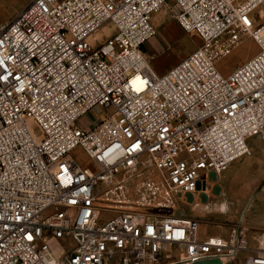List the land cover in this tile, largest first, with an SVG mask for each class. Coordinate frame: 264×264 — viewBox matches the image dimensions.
I'll return each instance as SVG.
<instances>
[{
    "label": "built area",
    "instance_id": "1",
    "mask_svg": "<svg viewBox=\"0 0 264 264\" xmlns=\"http://www.w3.org/2000/svg\"><path fill=\"white\" fill-rule=\"evenodd\" d=\"M162 9L201 45L157 75ZM263 133L264 0H26L0 22V264H264L240 224L201 239L177 213Z\"/></svg>",
    "mask_w": 264,
    "mask_h": 264
},
{
    "label": "rangeland",
    "instance_id": "2",
    "mask_svg": "<svg viewBox=\"0 0 264 264\" xmlns=\"http://www.w3.org/2000/svg\"><path fill=\"white\" fill-rule=\"evenodd\" d=\"M25 0H0V22H9L15 14L25 5ZM156 34L148 42V57H151L150 65L157 75H161L171 67L183 60L192 51L201 45L199 37L195 34H186L171 18V13L162 9L157 13L156 20H152ZM100 37L106 35V30L98 31ZM258 52L257 45L251 39H245L243 44L230 56L220 60L216 67L223 75L230 73ZM100 108L89 111L82 119L81 125L86 126L103 117ZM253 158L247 168L236 171L234 165L218 175L209 177L205 191L194 196H189L184 205L178 204L179 217H197L203 224L206 212L215 203L223 205L219 211L223 212V218L211 221L220 227H235L241 225L249 230L248 216L256 208L258 197L264 193V133L259 137L247 140ZM72 158L82 166L87 165V160L79 148L72 152ZM244 160L236 163L240 164ZM238 166V165H237ZM226 194L221 198V193ZM225 208V209H224Z\"/></svg>",
    "mask_w": 264,
    "mask_h": 264
},
{
    "label": "crops",
    "instance_id": "3",
    "mask_svg": "<svg viewBox=\"0 0 264 264\" xmlns=\"http://www.w3.org/2000/svg\"><path fill=\"white\" fill-rule=\"evenodd\" d=\"M26 1V0H25ZM157 13L152 16V20H156ZM102 29L106 30V35L102 38L100 35H97L101 39H106L111 33L113 28L110 25H105ZM148 43L144 46V53L148 57V49H147ZM251 155V154H250ZM244 160V162L237 164L238 162ZM253 158L245 157L239 161H236L232 163L227 170H229L232 165L235 164L234 169L236 171L243 170L244 168H247L249 166V163H251ZM226 170V171H227ZM213 175V173H208L204 178H203V183L205 189H207L208 186V179L209 177ZM205 191V190H204ZM226 194L224 192L221 193V198L225 197ZM189 196L186 197V200ZM182 205L185 204V202H180ZM223 205H220L219 202L215 203L213 206L210 207L209 211L206 212V216L209 215L208 218H206L203 224L196 219L197 217H188L195 219L199 223V237L201 239H204L209 236H216V235H227L229 231L231 230V227H220L218 225H215V223H212L211 221H215L216 218H223L224 213L219 211ZM225 209V208H224ZM248 219L250 220L249 222V230L247 231V242H248V248L251 251H256V250H264V193H261L260 196L258 197L256 208H254L251 212L250 215L248 216ZM240 261L242 258L239 259Z\"/></svg>",
    "mask_w": 264,
    "mask_h": 264
},
{
    "label": "water",
    "instance_id": "4",
    "mask_svg": "<svg viewBox=\"0 0 264 264\" xmlns=\"http://www.w3.org/2000/svg\"><path fill=\"white\" fill-rule=\"evenodd\" d=\"M194 264H222L218 259H209L205 261L195 262Z\"/></svg>",
    "mask_w": 264,
    "mask_h": 264
},
{
    "label": "bare ground",
    "instance_id": "5",
    "mask_svg": "<svg viewBox=\"0 0 264 264\" xmlns=\"http://www.w3.org/2000/svg\"><path fill=\"white\" fill-rule=\"evenodd\" d=\"M98 37V36H97Z\"/></svg>",
    "mask_w": 264,
    "mask_h": 264
}]
</instances>
